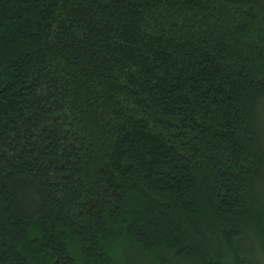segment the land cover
Returning <instances> with one entry per match:
<instances>
[{"label":"trees","instance_id":"1","mask_svg":"<svg viewBox=\"0 0 264 264\" xmlns=\"http://www.w3.org/2000/svg\"><path fill=\"white\" fill-rule=\"evenodd\" d=\"M264 264V0H0V264Z\"/></svg>","mask_w":264,"mask_h":264},{"label":"rangeland","instance_id":"2","mask_svg":"<svg viewBox=\"0 0 264 264\" xmlns=\"http://www.w3.org/2000/svg\"><path fill=\"white\" fill-rule=\"evenodd\" d=\"M150 263H151V264H155L154 261H152V260H150Z\"/></svg>","mask_w":264,"mask_h":264}]
</instances>
